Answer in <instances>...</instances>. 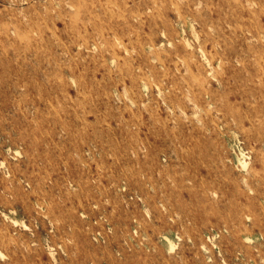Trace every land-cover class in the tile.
Segmentation results:
<instances>
[{
  "label": "rangeland",
  "instance_id": "1",
  "mask_svg": "<svg viewBox=\"0 0 264 264\" xmlns=\"http://www.w3.org/2000/svg\"><path fill=\"white\" fill-rule=\"evenodd\" d=\"M0 264H264V0H0Z\"/></svg>",
  "mask_w": 264,
  "mask_h": 264
},
{
  "label": "bare ground",
  "instance_id": "2",
  "mask_svg": "<svg viewBox=\"0 0 264 264\" xmlns=\"http://www.w3.org/2000/svg\"><path fill=\"white\" fill-rule=\"evenodd\" d=\"M244 2H245V1H244ZM175 8H176V7H175ZM177 13H178V12H177ZM177 13H176V14H177ZM161 38H163V37H161ZM209 58H210V57H209ZM244 166H245V165H244Z\"/></svg>",
  "mask_w": 264,
  "mask_h": 264
}]
</instances>
